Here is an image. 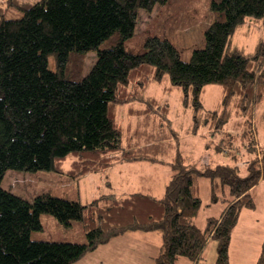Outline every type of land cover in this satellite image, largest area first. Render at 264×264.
<instances>
[{
	"label": "trees",
	"instance_id": "obj_1",
	"mask_svg": "<svg viewBox=\"0 0 264 264\" xmlns=\"http://www.w3.org/2000/svg\"><path fill=\"white\" fill-rule=\"evenodd\" d=\"M5 1L23 11L22 17L5 18ZM172 1L0 0V264H75L130 232L161 235L160 253L150 264H178L181 258L197 263L212 240L216 264H231L233 231L242 210L256 209L255 190L264 180V145L256 154L258 141L248 130L255 107L264 101V33L252 53L239 47L235 36L250 21L264 26V0H209L213 21L204 32L203 47L188 61L161 34L146 35L140 53L128 51L139 10ZM91 50L97 59L82 77ZM153 83L165 93L180 90L182 107L192 113L191 135L227 133L233 116L243 117L240 138L252 157L244 162L246 173L241 174L237 163L211 167L176 149L161 196L108 192L83 204L45 192L27 201L1 186L10 169L77 179L117 163H162L163 138L178 134L166 129L169 102L147 95ZM209 85L221 88V99L206 109L203 95ZM135 102L147 107L135 109ZM124 104L137 118L134 129L117 121L118 107ZM151 108L161 123H150ZM157 124L162 131L148 130ZM231 137L215 148L235 161ZM67 160L70 168L65 170ZM201 177L210 179L211 202L224 204L204 229L194 222L202 207ZM42 214L66 228L79 222L80 236L86 239H33L32 233L43 228ZM256 264H264V241Z\"/></svg>",
	"mask_w": 264,
	"mask_h": 264
},
{
	"label": "rangeland",
	"instance_id": "obj_2",
	"mask_svg": "<svg viewBox=\"0 0 264 264\" xmlns=\"http://www.w3.org/2000/svg\"><path fill=\"white\" fill-rule=\"evenodd\" d=\"M21 1L33 2L36 0ZM10 3L7 1L3 3L4 17L7 19L21 18L23 11L13 7ZM213 18L214 15L210 10L209 0H173L167 5L155 6L152 10L140 9L135 35L127 42L126 49L134 53H140L144 49L143 43L146 35L149 33L161 34L169 37L179 49L181 58L188 61L195 49L203 47L204 32L213 21ZM263 33V24L250 21L238 29L235 43L243 48L246 53H252L256 48L258 39ZM96 59V51H89L81 72L82 77L88 74ZM49 63L50 67L54 69L53 58L49 59ZM147 95L160 99L159 101L162 103L163 101L169 102L171 111L168 116L169 121L166 122L168 123L166 129L170 134V131L177 132L178 134V138L171 135H169L170 137L163 138V148L166 152L163 151L161 154L163 156L162 163L137 162L133 164L131 162L116 164L108 171L88 173L77 179L68 176L66 173L53 171L40 170L28 172L10 169L6 172L1 186L27 201H32L37 195L45 192H50L57 197L79 200L83 204L108 192H114L118 196H126L140 191L161 196L164 192V184L170 179L172 174L169 163L176 149H180L184 154L191 155L201 161L203 159L202 163L209 164L211 167H215L217 164L237 163L241 167V174L246 173L244 162L251 155L246 150L245 141L240 138V134L243 132V125H241L243 117L233 116L225 128V132L228 134L218 132L215 135L208 133L206 137L194 136L187 132L192 122V113L191 110H186L182 107L179 89H174L171 93H165L161 85L153 83L148 89ZM220 99L221 88L218 85L207 86L203 95L206 109L213 108ZM132 104L135 109L147 107L146 102H135ZM128 107L129 104L118 107L117 121L121 126L127 127L131 125L134 129L137 118L129 112ZM263 112L264 101L255 107L254 122L248 127V130H251L254 138L258 141L256 154L259 153L260 147L264 145ZM148 113H152L149 117L150 123L162 122L161 116L155 112V108H151V111ZM153 128H155L154 133L162 131L158 124L156 126H148L149 131ZM229 137L233 139L234 152H237L235 161L226 153H216L215 147L219 141L225 138L228 143ZM206 144H208L209 148L206 147ZM69 168L70 160H67L64 164V169L68 170ZM199 183L202 207L194 222L199 228L203 229L206 226L208 218L220 216L224 204L221 202H211L209 178L201 177ZM255 195L257 207L254 211L248 212L249 214L243 216L240 222L241 227L234 236L232 243L233 257L240 264H244V261H246L242 258L246 254L245 251H242L243 247H246L245 250L248 256H254L260 250L261 243L264 241V180L256 188ZM41 222L43 228L32 233L33 239L47 241H83L86 239L84 234L80 236L81 228L79 222H74L73 227L66 228L50 214H42ZM251 225L252 227H250ZM130 233L127 238L123 236L117 238L116 240L119 242L117 241L115 245H108L107 247L102 245L101 247L103 248L99 246L97 250L93 251L94 253L87 254L75 264H144V261L150 264L149 260L146 261V255L154 256L158 254L156 247L162 241L161 235L156 232ZM145 234L157 235L153 236V245L146 252L143 251V243L131 241L132 235ZM212 241L214 244L216 243V241ZM122 254L129 256L124 260ZM181 259L182 264L185 261L187 264L188 259Z\"/></svg>",
	"mask_w": 264,
	"mask_h": 264
},
{
	"label": "crops",
	"instance_id": "obj_3",
	"mask_svg": "<svg viewBox=\"0 0 264 264\" xmlns=\"http://www.w3.org/2000/svg\"><path fill=\"white\" fill-rule=\"evenodd\" d=\"M117 164H120V163H117ZM134 164V163H133ZM263 181V180H262ZM261 181V182H262ZM260 182V183H261ZM165 185V184H164ZM134 193V192H133ZM144 193H147V192H144ZM131 194V193H130ZM150 194V193H149ZM129 195V194H128ZM254 210H250V209H244L242 210L241 214H240V218L238 220V224L237 226L235 227L234 231H233V234H232V240H231V246H230V262L231 264H240L238 262H236V258L233 257V254H232V243H233V239H234V236L236 235V233L238 232L239 228L241 227V220L243 218V216H246L247 214H249L248 212H252ZM246 214V215H245ZM249 227V226H247ZM252 227V225L250 226ZM204 229V228H203ZM128 234H131V233H127L125 235H122L123 237L127 238V236H129ZM153 236H157V235H152V234H145V235H132V238H131V241L133 240L134 242L136 243H143L144 244V250L146 252V250L150 249L153 245L152 241H153ZM117 238H121V236L119 237H116L114 238L110 243L106 244V245H103L104 247H107L108 245L109 246H112V245H115L117 243L118 240H116ZM114 240H116L114 242ZM125 240V239H124ZM119 242V241H118ZM263 243V241H262ZM261 243V245H262ZM161 245H162V241L161 243L159 244L158 247H156V249H158L157 253L159 254L160 253V250H161ZM101 247V246H100ZM262 247V246H261ZM261 247H260V250H258L254 256H248V253L247 251L245 250L246 247H243L242 251H245L246 254L245 256H243L242 258L246 261H244V264H256L257 262V259L260 255V251H261ZM103 248V247H101ZM97 250V249H96ZM94 253V252H92ZM158 254H155L154 256L158 255ZM123 255V259L126 260L128 258L129 255L125 254H122ZM146 255V253H145ZM151 257H153V255H146V261L151 259ZM216 258H217V245L216 243L214 244L213 241H210L205 252H204V257L202 260H200L199 262L197 263H192L191 261H187V264H216ZM181 260L182 259H179L178 261V264H182L181 263ZM144 264H147L145 261H144ZM183 264H186V261L183 263Z\"/></svg>",
	"mask_w": 264,
	"mask_h": 264
}]
</instances>
